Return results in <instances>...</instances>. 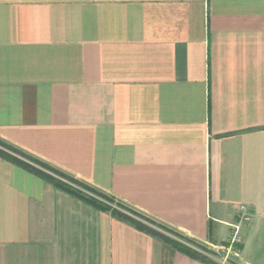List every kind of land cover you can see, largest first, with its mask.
Instances as JSON below:
<instances>
[{
    "label": "crops",
    "instance_id": "1",
    "mask_svg": "<svg viewBox=\"0 0 264 264\" xmlns=\"http://www.w3.org/2000/svg\"><path fill=\"white\" fill-rule=\"evenodd\" d=\"M0 138L212 250L0 156V264H264V0H0Z\"/></svg>",
    "mask_w": 264,
    "mask_h": 264
},
{
    "label": "trees",
    "instance_id": "2",
    "mask_svg": "<svg viewBox=\"0 0 264 264\" xmlns=\"http://www.w3.org/2000/svg\"><path fill=\"white\" fill-rule=\"evenodd\" d=\"M0 156L23 166L27 170L51 182L56 187L67 191L94 207L109 211L113 216L129 222L152 236L171 244L174 248L190 257L207 262L211 261L207 254L191 246V244H188L186 241H191V243L196 241L186 236L181 231L144 215L136 208L130 206L127 202L103 192L89 183L52 166L1 138ZM109 202H115L117 206H113L109 204ZM170 233L177 234L181 239L179 240L169 235Z\"/></svg>",
    "mask_w": 264,
    "mask_h": 264
},
{
    "label": "built area",
    "instance_id": "3",
    "mask_svg": "<svg viewBox=\"0 0 264 264\" xmlns=\"http://www.w3.org/2000/svg\"><path fill=\"white\" fill-rule=\"evenodd\" d=\"M240 209H241V221L243 222L249 221L250 215L246 213L245 206H241ZM233 228H234V231L232 233L229 244L216 247L223 253V256L221 257L222 264H228L229 256L231 254H234V255L237 254L238 245L241 244L242 242V237L240 235L241 223L234 224Z\"/></svg>",
    "mask_w": 264,
    "mask_h": 264
},
{
    "label": "rangeland",
    "instance_id": "4",
    "mask_svg": "<svg viewBox=\"0 0 264 264\" xmlns=\"http://www.w3.org/2000/svg\"><path fill=\"white\" fill-rule=\"evenodd\" d=\"M109 204H112L113 206H117L116 205V203L115 202H109ZM169 233V232H168ZM169 235H171V236H173V237H175V238H177V239H181V237L180 236H178L177 234H175V233H170ZM187 236V235H186ZM196 241V240H195ZM188 244H191V246H193V247H195V248H197L198 250H200L201 252H203V253H205V254H207V256H209V257H211V254H209V252L210 253H212V250L208 247H205V246H203V244H201V242H198V241H196V242H192L191 243V241L189 242V241H186ZM217 249V248H216ZM217 250H219V249H217ZM205 251V252H204ZM218 254V253H217ZM223 256V254L220 252V250H219V257H222ZM231 257V255L229 256V258Z\"/></svg>",
    "mask_w": 264,
    "mask_h": 264
}]
</instances>
